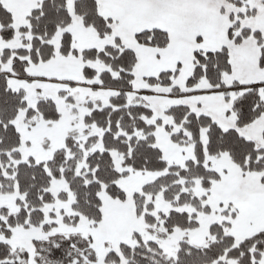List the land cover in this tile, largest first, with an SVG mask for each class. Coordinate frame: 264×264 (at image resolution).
Segmentation results:
<instances>
[{"label": "snow or ice", "instance_id": "1", "mask_svg": "<svg viewBox=\"0 0 264 264\" xmlns=\"http://www.w3.org/2000/svg\"><path fill=\"white\" fill-rule=\"evenodd\" d=\"M0 264H264V0H0Z\"/></svg>", "mask_w": 264, "mask_h": 264}]
</instances>
